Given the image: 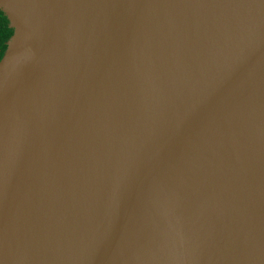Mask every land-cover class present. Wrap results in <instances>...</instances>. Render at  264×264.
Instances as JSON below:
<instances>
[{
  "label": "water",
  "instance_id": "1",
  "mask_svg": "<svg viewBox=\"0 0 264 264\" xmlns=\"http://www.w3.org/2000/svg\"><path fill=\"white\" fill-rule=\"evenodd\" d=\"M0 10V264H264V0Z\"/></svg>",
  "mask_w": 264,
  "mask_h": 264
},
{
  "label": "trees",
  "instance_id": "2",
  "mask_svg": "<svg viewBox=\"0 0 264 264\" xmlns=\"http://www.w3.org/2000/svg\"><path fill=\"white\" fill-rule=\"evenodd\" d=\"M12 34L13 28L9 26L7 16L0 10V60L7 49V41L10 39Z\"/></svg>",
  "mask_w": 264,
  "mask_h": 264
}]
</instances>
